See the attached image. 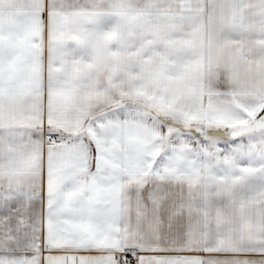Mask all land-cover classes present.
<instances>
[{
    "label": "snow or ice",
    "instance_id": "6c2138e0",
    "mask_svg": "<svg viewBox=\"0 0 264 264\" xmlns=\"http://www.w3.org/2000/svg\"><path fill=\"white\" fill-rule=\"evenodd\" d=\"M0 264H264V0H0Z\"/></svg>",
    "mask_w": 264,
    "mask_h": 264
}]
</instances>
